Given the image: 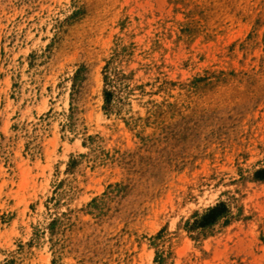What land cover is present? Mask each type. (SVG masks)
<instances>
[{"label": "rangeland", "instance_id": "obj_1", "mask_svg": "<svg viewBox=\"0 0 264 264\" xmlns=\"http://www.w3.org/2000/svg\"><path fill=\"white\" fill-rule=\"evenodd\" d=\"M0 264H264V0H0Z\"/></svg>", "mask_w": 264, "mask_h": 264}]
</instances>
